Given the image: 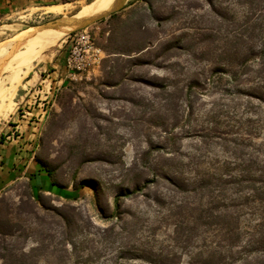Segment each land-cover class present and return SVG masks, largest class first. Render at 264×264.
Returning a JSON list of instances; mask_svg holds the SVG:
<instances>
[{
  "label": "rangeland",
  "instance_id": "374dc122",
  "mask_svg": "<svg viewBox=\"0 0 264 264\" xmlns=\"http://www.w3.org/2000/svg\"><path fill=\"white\" fill-rule=\"evenodd\" d=\"M75 1L53 0L51 4ZM130 1L135 4L116 12L117 17L97 21L47 46L32 60L17 87L15 104L25 89L37 86L47 73L56 72L63 79L36 154L62 195L40 193L36 201L31 197L35 194L31 182L25 178L0 193V264H148L120 258L121 251L135 247L155 254L174 253L178 264H189L193 248L182 249L171 240L176 218L168 215V209L175 210L167 202L173 199L164 200V209L149 206L151 199L141 195L126 199L115 217V194L128 185L132 174L143 171L150 179L154 164L168 157L166 151L183 163L205 157L200 167L183 168L186 177L214 173L216 161L233 160L226 150L232 143L212 135L207 142L200 137L201 130L215 127L210 122L214 116H218L220 131L238 142L244 155L252 152L264 157V104L245 95L250 86H233L227 75L228 83L219 89L202 83L210 76L216 56L230 48L231 41L242 39L255 45V39L249 42L248 33H242L248 17L251 24L261 23L256 3ZM13 4L0 6V42L56 18L43 8ZM77 32L88 38L72 41ZM147 42L151 47L139 56L112 54ZM174 42H179V48L170 52L175 56L167 57L164 47ZM72 53L76 59L68 67ZM16 58L1 78L12 73ZM56 58L63 60L60 70L53 67ZM74 64L80 69L72 68ZM196 79L201 84L193 92L199 90L202 95L178 98L181 93L175 87ZM168 85L172 96L165 93ZM1 118L0 123L9 121L8 116ZM249 130L253 135L246 143L237 141ZM157 192L169 193L159 186L150 189L149 198ZM123 221L129 222V230L121 233ZM104 230L112 231L102 235Z\"/></svg>",
  "mask_w": 264,
  "mask_h": 264
},
{
  "label": "trees",
  "instance_id": "16d2710c",
  "mask_svg": "<svg viewBox=\"0 0 264 264\" xmlns=\"http://www.w3.org/2000/svg\"><path fill=\"white\" fill-rule=\"evenodd\" d=\"M238 1L248 5L256 3L262 15L260 24H251V19L248 17L243 25L245 29L242 35L248 33L247 41L255 39V45H247L242 39L231 41L230 48L221 50V55L216 56V61L209 71L210 76L205 77L202 83L219 89L227 82L224 79L227 75L233 86L239 87L243 84L250 86L244 91L245 95L264 104V0ZM134 4L135 1H130L127 7ZM117 14L113 13L99 22L115 18ZM255 31H257L256 36H254ZM177 43L179 42L165 46L163 54H167V57L175 56L170 52L179 48ZM150 47V42H147L126 51L116 49L112 54L118 55L117 58L132 54L139 56ZM138 56L133 59L139 58ZM200 84L198 79L188 80L180 89L175 87L174 90L181 93L177 95L181 100L189 95L201 96L199 90L193 92L195 88L200 87ZM168 87L170 86L164 88L165 93L171 95V91H167ZM184 89H186L185 93H183ZM237 92L241 94V89H237ZM210 118L212 119L210 122H214L215 127L201 130L200 137L207 142L211 140L209 136L212 135L213 138H223L232 143L233 146L226 150L234 156L233 160L216 161L212 167L214 173L201 172L186 177L183 168L189 167L190 164L200 167L205 162V157L183 163L179 161V157L171 156L172 152L166 151L168 157H162L161 164H154L150 179L143 175V171L128 177V185L122 187L113 198L115 217H119L117 213L121 214L119 210L126 199L141 195L151 199L149 206L158 209L165 208L164 200L173 199L174 201L167 202L175 210L172 212V209H168V215L176 218L171 240L182 249L193 248L189 264H264V157L252 152L244 155L242 149L238 148V142L228 139L227 135L220 131L218 116ZM252 135L249 130L237 141L246 143ZM241 156L248 157L243 159L244 157ZM202 159L203 161L199 162ZM35 161L47 173L52 185L56 186L53 175L46 165L39 158L35 157ZM159 186H163L169 193L165 195L157 192L153 198H149L150 189ZM31 197L38 201L41 198L40 192L33 193ZM127 223L129 222L123 221L121 233L129 230ZM110 231L112 230H104L102 235ZM120 254V258L139 260L148 264H178L179 259L174 253L155 254L140 247L121 251Z\"/></svg>",
  "mask_w": 264,
  "mask_h": 264
},
{
  "label": "bare ground",
  "instance_id": "6f19581e",
  "mask_svg": "<svg viewBox=\"0 0 264 264\" xmlns=\"http://www.w3.org/2000/svg\"><path fill=\"white\" fill-rule=\"evenodd\" d=\"M115 1L91 0L88 2L87 0H77L74 3L47 6L45 8L46 12L60 19L55 23L29 31L23 41L16 38L14 41L7 43L8 46H0V118L13 114L16 109L13 98L22 77L26 76L27 71L30 69L32 60L47 46L67 37L68 33L75 27L107 13L113 7ZM124 1L129 2L130 0ZM15 58L17 64L13 63L12 73L1 78L6 72L10 61Z\"/></svg>",
  "mask_w": 264,
  "mask_h": 264
},
{
  "label": "crops",
  "instance_id": "0c3cea01",
  "mask_svg": "<svg viewBox=\"0 0 264 264\" xmlns=\"http://www.w3.org/2000/svg\"><path fill=\"white\" fill-rule=\"evenodd\" d=\"M51 1L53 0H0V6L11 2L14 3L13 7L22 5L26 8L32 6L34 9H45L47 6L57 5L51 4ZM11 6L12 4L7 7ZM53 67L60 70L63 67V60L56 58ZM24 100L25 97L22 95L16 106L21 107ZM28 109L33 111L35 117L28 115L21 119L16 112L8 115L9 121L0 123V193L14 182L25 178L31 182L35 192L62 195L35 161L45 118L39 117L41 112L38 107Z\"/></svg>",
  "mask_w": 264,
  "mask_h": 264
},
{
  "label": "built area",
  "instance_id": "2783aa9c",
  "mask_svg": "<svg viewBox=\"0 0 264 264\" xmlns=\"http://www.w3.org/2000/svg\"><path fill=\"white\" fill-rule=\"evenodd\" d=\"M72 36V41L74 42H79L88 38L86 35H84V32H77ZM75 59L76 58L74 57L73 53L69 55L67 58L68 67H71V64L74 63L73 61H75ZM74 65L72 68H76L78 70L80 69L77 67V65ZM62 82V77H60L56 72H50L44 75L37 86L29 87L28 89L24 90L23 96L25 97V100L21 103V107H17V115H19L21 119H24L28 115L35 117L33 111L31 109L29 110L28 107L33 108L36 106L41 112L39 117L42 118L44 116L46 119L50 110L55 105V101L61 89Z\"/></svg>",
  "mask_w": 264,
  "mask_h": 264
},
{
  "label": "water",
  "instance_id": "95a60500",
  "mask_svg": "<svg viewBox=\"0 0 264 264\" xmlns=\"http://www.w3.org/2000/svg\"><path fill=\"white\" fill-rule=\"evenodd\" d=\"M129 2H125L124 0H116L113 7L105 14H101L97 17H94L93 19H91L90 21H88L87 23H84L83 25H80V26H77L75 27L72 31H70L68 33L71 34L75 31H79V30H82V29H85L87 28L88 26H91L92 24L96 23L97 21L101 20V19H104V18H107L109 17L111 14L113 13H116L118 12L119 10L123 9ZM58 19H60L59 17H56L52 20H49L47 22H44L42 24H38V25H33V26H29L19 32H17L16 34H14L12 37L0 42V46H3V45H7V43H9L10 41H14L16 38H19L20 40H24L28 34L29 31H33V30H36V29H39V28H42L48 24H52V23H55ZM8 46V45H7Z\"/></svg>",
  "mask_w": 264,
  "mask_h": 264
}]
</instances>
